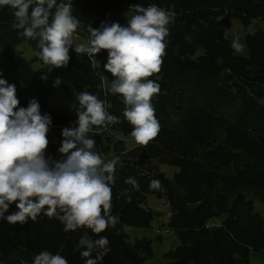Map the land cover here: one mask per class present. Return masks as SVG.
Segmentation results:
<instances>
[{
  "label": "trees",
  "instance_id": "1",
  "mask_svg": "<svg viewBox=\"0 0 264 264\" xmlns=\"http://www.w3.org/2000/svg\"><path fill=\"white\" fill-rule=\"evenodd\" d=\"M127 4L135 11L137 4L171 11L174 23L169 25L161 71L150 77L160 84V93L152 98L161 126L158 136L146 147L127 149L123 140L113 144L124 153L122 162L116 163L112 186V214L119 222L100 234L108 238L111 248L101 264H250L251 251L264 250V217L247 196L252 193L264 202V31L244 37L243 54L235 50L226 30L233 19L244 25L253 19L264 21V0H73L74 7L80 6L73 14L83 25L75 34L87 31L88 25L99 27L110 13ZM13 13L0 7V72L16 85L21 106L37 99L41 113H49L52 126L59 127L60 137L50 142L47 154L60 158L61 130L76 126L77 97L89 92L110 102L108 111L119 118L118 123L90 133L103 157L110 152L112 139L101 138L99 131L110 128L126 135L132 131L123 116V96L105 87L96 63L107 50L78 57L70 49L68 66L48 72L49 66L38 57L37 42L12 27ZM119 24L126 25L127 20ZM23 41L34 51L30 59L17 48ZM42 75H47L46 81ZM57 77L74 103L72 113L57 111L48 103ZM112 80L110 73V84ZM161 163L179 169L170 178L160 170ZM127 177L138 182V190L125 183ZM152 180H159L161 187L151 188ZM148 195L166 201L167 225L180 239L165 254L170 259L165 263L149 262L151 240L136 238L132 243L124 230L125 226L148 227L159 215L147 206ZM17 210L13 203L5 215ZM224 214L221 223L212 224ZM63 227L57 217L43 214L24 225L0 220V264H32L35 254L43 250L55 254L61 245L60 254L69 264H84L78 240L85 229L65 233Z\"/></svg>",
  "mask_w": 264,
  "mask_h": 264
},
{
  "label": "clouds",
  "instance_id": "2",
  "mask_svg": "<svg viewBox=\"0 0 264 264\" xmlns=\"http://www.w3.org/2000/svg\"><path fill=\"white\" fill-rule=\"evenodd\" d=\"M0 7L14 10L12 27L37 42L38 57L49 66L48 72L68 66L70 49L78 57L107 50L103 67L113 77L110 91L123 96V116L132 125L136 144L146 147L158 136L161 126L152 98L160 93V84L150 77L161 71L173 12L137 4L126 25L104 21L96 28L88 25L85 45L73 42V35L83 27L73 14V0H0ZM233 47L241 50L239 43ZM41 79L46 81L47 75ZM60 83L57 77L53 86ZM77 99L76 126L62 128L60 158L55 159L47 154L51 115L41 113L35 98L29 99L27 107L21 106L16 85L0 72V220L24 225L43 214L57 217L65 233L85 229L78 240L84 264H101L111 248L108 238L100 234L119 222L112 214L117 161L105 162L90 133L118 123L119 118L108 111L111 103L97 95L81 92ZM125 183L139 189L132 177ZM150 187L159 189L160 181L152 180ZM13 203L18 210L5 215ZM62 251L63 245L55 254L43 250L34 255L32 264H69Z\"/></svg>",
  "mask_w": 264,
  "mask_h": 264
},
{
  "label": "rangeland",
  "instance_id": "3",
  "mask_svg": "<svg viewBox=\"0 0 264 264\" xmlns=\"http://www.w3.org/2000/svg\"><path fill=\"white\" fill-rule=\"evenodd\" d=\"M79 5L74 7V11L79 9ZM136 14V11L132 5L127 4L126 6L113 11L110 13L106 22H121L123 19L127 21L131 19V17ZM258 30L264 31V21L260 19H253L249 25H244L240 20L233 19L232 25L230 28L226 30V36L229 37L232 41V45L234 43H239L241 45V50H236L239 53H246L243 48H245L244 37L247 34H252ZM89 32L84 31L81 35L74 34L73 42L74 44H85L87 45L89 39ZM17 48L22 50L25 56L30 59L34 51L31 49L29 43L27 41H23L17 45ZM108 54L100 59H96V63L102 73L104 79V85L107 88L111 89L110 84V73L104 70L103 65L107 62ZM40 64L34 63L33 66L37 68ZM262 102H264V97L262 98ZM48 103L51 107L55 108L57 111L63 113H72L74 111V103L69 100L62 88L56 87V89L52 92L50 97L48 98ZM98 135L103 137H110L112 139L110 145V152L103 154V158L105 162L115 159L117 164H120L124 158V153L122 151H116L114 149V143L117 140H123L125 142L126 148H132L138 144H136L132 135L123 134L120 131H116L110 128L104 129L98 132ZM60 137L59 127L52 126L51 131L48 134V138L50 142L58 141ZM99 141V139H98ZM108 142V141H107ZM160 170L163 171L167 177H173L174 173L179 169L176 166H171L169 164L161 163ZM249 199L254 200L255 211L260 213L264 217V202H262L259 198H257L254 194H247ZM147 206L153 208L155 211L159 212V215H156L151 225L148 227H134V226H125L124 230L129 235V240L133 243L136 238H147L151 240L153 256L148 260L151 263H165L170 261L168 257H166V253L170 250L175 249L180 244L179 237L171 230V228L167 225V222L170 217L169 206L167 205L164 199L158 198L156 195H148L147 198ZM226 217V215H221L216 217L212 224H219ZM143 255V253H142ZM250 264H264V250L261 251H251L250 253Z\"/></svg>",
  "mask_w": 264,
  "mask_h": 264
}]
</instances>
